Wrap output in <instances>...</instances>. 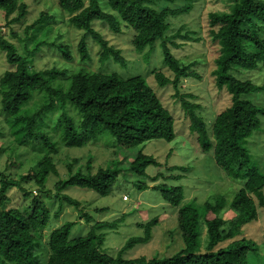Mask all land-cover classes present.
<instances>
[{
	"label": "trees",
	"instance_id": "obj_1",
	"mask_svg": "<svg viewBox=\"0 0 264 264\" xmlns=\"http://www.w3.org/2000/svg\"><path fill=\"white\" fill-rule=\"evenodd\" d=\"M175 1L106 0L107 11H104L102 0H57L58 9L67 16V25L79 31L76 55H73L72 45L61 35L52 41L47 40L48 29H45L42 40L35 35L51 22L59 24L57 15L41 14L34 23L24 26L23 38L13 34L24 51L23 55L18 54L14 44L0 34V51L11 66L0 76V113L3 117L0 139L8 138L6 143L10 146L6 163L13 169L21 165L19 156L15 157L16 147H33L42 155L34 168L19 176V180L0 173V264L42 263V256L38 253L41 234L50 220V208L42 197L61 203L53 212L54 217L60 212L62 203L80 206L63 193L69 187L87 189L106 197L121 174L120 162L116 160L119 149L126 150L153 140L170 142L175 137L172 116L142 76L124 78L114 72L69 70L56 61L48 69L32 68L29 56L39 53L42 48L62 58L69 66L74 59L77 65L90 62V42L98 48V63L112 61L124 65L121 50L103 38L95 28L96 24L114 34L122 29L132 30L129 43L132 52L141 54V58L149 59L155 42L160 41L162 63L171 72L172 79L153 69L150 74L156 85L159 88L172 86L173 96L187 116L188 127L195 133L201 153L211 151L215 165L241 185L230 201L217 195L202 205H197L194 200L181 205L183 192L179 186L160 182L152 186L160 192L163 201L177 209L175 229L183 247L170 256L122 258L125 250L151 240L156 218L141 226L142 236L129 238L115 257L102 253L100 249L105 236L103 231L114 229L119 221L94 222L86 235L73 238L70 234L75 223L66 222L48 234L45 264H251L249 254L258 258L256 244L236 236L241 234L243 226L256 220L258 208L264 209V173L258 170L246 147L247 140L260 126L259 116L264 115V109L245 98L264 91V0H223L226 8L207 15L209 33L219 45L211 75L215 88L227 92L230 100V105L215 116L210 126L196 113L198 105L188 100L192 96L180 92L181 79L199 78L193 68L200 61L193 58L185 62L175 56L176 51H185L187 45L189 47L200 38H194L196 32L190 33L183 27L170 35L173 31L170 19L189 13L196 0H179L181 4L172 5ZM27 13L22 0H0L3 18L8 21L13 16L10 24L21 23ZM36 96H39L37 104L34 103ZM55 113L58 115L53 119ZM50 121L55 124L53 131L58 130V140L43 130ZM105 135L112 142L109 150L104 149L110 151L111 157L103 165H92L93 157L88 152L80 159L67 158L66 176L59 177L54 157L60 147V151L65 149L68 153V148L97 145V139ZM1 146L2 142L0 152H4ZM128 164L130 172L142 177L148 166L160 165L153 156L141 150ZM167 170L186 173L189 167ZM51 175L58 176L52 195L46 189ZM161 176L157 173L148 180L155 183ZM167 178L180 179L181 176ZM23 183H31L38 195L31 196V191L21 186ZM11 188L18 189L25 200L31 196L30 202L21 208H9L5 202ZM136 188L141 191L148 186L141 183L136 184ZM227 212L233 217H227ZM83 216L86 224L92 222V216L85 213ZM202 225L206 239L203 251L199 252L198 237ZM227 241L225 246L219 247Z\"/></svg>",
	"mask_w": 264,
	"mask_h": 264
},
{
	"label": "rangeland",
	"instance_id": "obj_2",
	"mask_svg": "<svg viewBox=\"0 0 264 264\" xmlns=\"http://www.w3.org/2000/svg\"><path fill=\"white\" fill-rule=\"evenodd\" d=\"M27 6V15L21 23L10 24L9 17L6 21L0 14V34L10 43L14 44L18 54L23 55L22 47L18 45L17 37H24L23 29L25 25H31L37 20L41 14L47 16L57 15V22L59 24H48L40 32L35 33L37 39H44L45 29L49 30L48 41H52L57 35L61 38L67 39L69 44L72 45L73 55L77 54L76 43L78 39V32L76 29L67 25V16L57 7V0H22ZM106 0H102L101 8L107 11L105 5ZM182 3V2H181ZM179 0L172 3V5L181 4ZM170 6L171 4H167ZM226 8L223 0H196L193 4L192 10L180 16L170 19L171 30L173 32L180 27L185 31L196 32L194 38L199 37L200 40L195 43H190L189 47L180 49L175 52L177 58H183L185 62L196 58L200 61L193 69L199 75V78L187 77L180 80L181 93L191 95L188 100L191 103L197 104L198 109L196 113L201 116L207 126H210L219 112L223 111L230 105L229 95L227 92L217 90L214 86V79L211 75L215 65L214 60L219 55V45L209 33L208 17L211 12L222 11ZM66 20V21H65ZM23 22V23H22ZM65 23V24H64ZM96 30L100 31L103 38L108 41L110 45L117 46L125 59V64L106 62L100 64L97 61L98 48L92 42L88 43L92 60L90 62L77 65V60L74 59L70 63H64V60L54 53L48 52L45 48L29 56L32 68L36 70L51 68L53 62L56 61L58 65H66L64 68L69 70H77L79 68L102 73H117L120 77L142 76L146 79L147 84L153 89L156 96L161 101L162 105L169 111L174 120V133L175 137L172 141L166 142L162 140H153L141 146L128 148L126 150L119 149L117 154V161L120 162L121 174L112 188V192L106 197L97 196L95 193L77 187H69L63 193L73 200L79 202L80 206L75 207L72 204L62 203L60 212L56 217L52 216L53 212L57 209L59 200L53 201L46 197L42 200L47 203L50 208V220L48 221L45 230L41 234V248L38 251L42 256V263L45 264L47 257V236L55 228L60 227L66 222L75 223L70 238L75 236H83L89 230V227L94 222H108L119 221L117 227L103 231L104 241L101 246V252L115 257L117 252L124 246L126 241L131 237L142 236L143 226L153 218H156V225L151 232V240L146 244H138L125 250L122 258L126 260L135 259L139 257H158L163 258L178 252L182 247V241L179 232L175 229L177 226L176 214L177 209L163 201L159 191L152 189V186L163 183L167 186H179L182 188L183 201L181 205H185L191 200H194L197 205H202L205 201L211 200L217 195L225 196L227 201H230L234 192L240 187V183L231 180L224 172L215 165L212 159V152L201 153L196 143V135L189 129V121L180 102L175 98L174 90L171 85L159 88L154 80L150 71L155 69L161 71L166 78L172 79V74L169 72L162 63V56L160 51V41H156L151 49V56L148 58H141V54L132 52L129 40L133 35L130 29H122L120 33L114 34L106 27L98 24L95 25ZM75 31V32H74ZM15 34V35H13ZM46 47V46H45ZM189 48V49H188ZM146 50H150L147 48ZM144 50V54L146 53ZM47 52V53H46ZM132 54V55H131ZM143 54V55H144ZM37 55V56H35ZM77 65V66H75ZM7 64L4 53L0 51V76L5 70L10 69ZM57 83L60 81H56ZM65 82V81H63ZM62 82V83H63ZM252 103L264 109V91H259L245 96ZM39 96H36L34 103L37 104ZM1 110V106H0ZM58 113L53 115L56 119ZM3 117L0 113V122ZM260 126L254 131L251 137L247 140L246 147L249 149L253 162L256 164L258 170L264 173V115L259 116ZM55 124L50 121L47 127L43 130L47 134L57 139L58 130L53 131ZM9 132V131H8ZM108 135L97 139V145H87L82 148H68L61 150L54 157V162L57 165L59 177L66 176V164L72 158L80 159L88 152L93 157L92 165H103L104 162L111 157L110 147L112 140ZM2 142V149L0 152V173L11 177L14 180H19V176L26 175L34 168L36 161L42 155L34 151L33 147L30 149L26 147H16L15 157L18 155V161L21 163L19 167L13 169L8 167L6 163V155L9 152L10 146L7 145L8 138L0 139ZM9 146V147H8ZM59 147V146H58ZM33 148V150H31ZM113 149V148H111ZM198 149V150H197ZM31 150V151H30ZM141 150L146 155L153 156L159 166H148L145 170V176H137L129 170V162L132 161L136 152ZM87 158V157H86ZM90 158V157H88ZM15 161H17L15 159ZM185 166L189 167V171L182 173L179 171H169L167 168ZM160 173L162 176L155 183L149 182L148 178ZM180 175V179H169L167 177ZM58 176H50L48 178L46 189L54 193L53 185L55 184ZM146 184L148 186L145 190H138L136 184ZM22 187L31 191V196L38 195L37 189L31 183H23ZM8 199L5 202L9 208H21L22 205H27L31 196L26 200L16 188H11L7 192ZM125 197L126 199L124 200ZM105 209L102 212L99 210ZM98 210V211H97ZM92 216V222L87 223L84 220L83 214ZM227 217H233L231 212H227ZM201 221V220H200ZM201 223V222H200ZM202 224V223H201ZM245 237L257 246L259 255L254 258L252 254L248 255L251 264H264V209H257V218L253 222L243 226L241 234L236 236L237 239ZM205 232L203 225L199 230L198 237V251L202 252L205 245ZM230 239L229 241H231ZM229 241L220 244L219 247L225 246Z\"/></svg>",
	"mask_w": 264,
	"mask_h": 264
},
{
	"label": "built area",
	"instance_id": "obj_3",
	"mask_svg": "<svg viewBox=\"0 0 264 264\" xmlns=\"http://www.w3.org/2000/svg\"><path fill=\"white\" fill-rule=\"evenodd\" d=\"M124 198V200L126 199L125 197H123Z\"/></svg>",
	"mask_w": 264,
	"mask_h": 264
}]
</instances>
